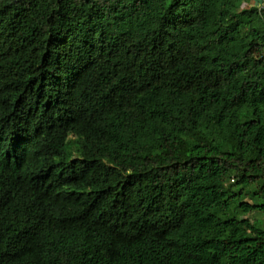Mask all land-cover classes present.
I'll return each instance as SVG.
<instances>
[{"label": "trees", "instance_id": "1", "mask_svg": "<svg viewBox=\"0 0 264 264\" xmlns=\"http://www.w3.org/2000/svg\"><path fill=\"white\" fill-rule=\"evenodd\" d=\"M250 1L0 0V264H264Z\"/></svg>", "mask_w": 264, "mask_h": 264}, {"label": "rangeland", "instance_id": "2", "mask_svg": "<svg viewBox=\"0 0 264 264\" xmlns=\"http://www.w3.org/2000/svg\"><path fill=\"white\" fill-rule=\"evenodd\" d=\"M250 5H254V6H256L257 5V1L256 0H251L250 1ZM250 216V218H252V219H257V218H264V215H261V214H259V213H257V212H255V213H252V214H250L249 215Z\"/></svg>", "mask_w": 264, "mask_h": 264}, {"label": "clouds", "instance_id": "3", "mask_svg": "<svg viewBox=\"0 0 264 264\" xmlns=\"http://www.w3.org/2000/svg\"><path fill=\"white\" fill-rule=\"evenodd\" d=\"M257 1V6L260 8V9H263L264 6H263V0H256ZM72 136V135H71Z\"/></svg>", "mask_w": 264, "mask_h": 264}, {"label": "built area", "instance_id": "4", "mask_svg": "<svg viewBox=\"0 0 264 264\" xmlns=\"http://www.w3.org/2000/svg\"><path fill=\"white\" fill-rule=\"evenodd\" d=\"M263 6H264V0H263Z\"/></svg>", "mask_w": 264, "mask_h": 264}]
</instances>
